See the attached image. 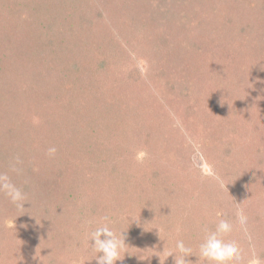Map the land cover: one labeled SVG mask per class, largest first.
<instances>
[{
  "label": "rangeland",
  "instance_id": "obj_1",
  "mask_svg": "<svg viewBox=\"0 0 264 264\" xmlns=\"http://www.w3.org/2000/svg\"><path fill=\"white\" fill-rule=\"evenodd\" d=\"M0 5V171L27 201L0 193V264H97L104 216L117 264L198 254L220 219L264 264V0Z\"/></svg>",
  "mask_w": 264,
  "mask_h": 264
},
{
  "label": "clouds",
  "instance_id": "obj_2",
  "mask_svg": "<svg viewBox=\"0 0 264 264\" xmlns=\"http://www.w3.org/2000/svg\"><path fill=\"white\" fill-rule=\"evenodd\" d=\"M54 147L48 149L49 155H54ZM13 171H17L15 166ZM0 193L17 208H24L26 201L25 192L21 187L12 181L9 175L0 174ZM239 223L244 227L247 218L242 213H237ZM104 223H100L89 233V240L92 241V250L97 253L95 259L97 264H117L122 260V253H127L125 248V232H117L110 227L112 223L108 216L102 217ZM233 225L225 219H220L214 229H205L202 241L198 245V254H193L191 247L187 246L183 240H177L175 250L168 253L173 256L175 264H193L189 257L196 256L198 259L195 264H245L244 255L239 244L234 240H226L224 237L230 233ZM159 234V231H158ZM160 237V236H159ZM161 239V238H160ZM166 249L164 247V252ZM139 259L144 260L139 256ZM164 264V262H163ZM246 264H259V261L253 257L247 260Z\"/></svg>",
  "mask_w": 264,
  "mask_h": 264
},
{
  "label": "trees",
  "instance_id": "obj_3",
  "mask_svg": "<svg viewBox=\"0 0 264 264\" xmlns=\"http://www.w3.org/2000/svg\"><path fill=\"white\" fill-rule=\"evenodd\" d=\"M0 7H2L1 5H0ZM3 13V12H2ZM4 16H5V14H0V21L2 22V21H4ZM1 27V26H0ZM9 57V56H8ZM1 69V68H0ZM1 72V71H0ZM81 76V75H80ZM81 78V77H80ZM2 80V77H0V81ZM15 93V92H14ZM2 95V94H1ZM5 97V96H4ZM10 157H12V156H10ZM6 159H7V161L8 160H10L11 158H9V155L6 157ZM0 174H2V171H0ZM28 174H29V172H28Z\"/></svg>",
  "mask_w": 264,
  "mask_h": 264
}]
</instances>
